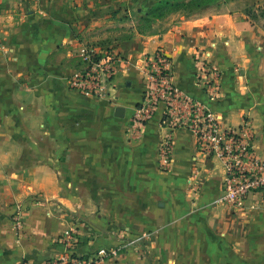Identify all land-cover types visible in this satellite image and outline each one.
<instances>
[{"label": "crops", "instance_id": "0c3cea01", "mask_svg": "<svg viewBox=\"0 0 264 264\" xmlns=\"http://www.w3.org/2000/svg\"><path fill=\"white\" fill-rule=\"evenodd\" d=\"M133 1L0 0V264H42L73 227L84 254L141 238V252L103 264H264V192L233 212L220 203L222 164L198 153L190 131L171 132L164 106L137 122L143 61L163 50L172 83L224 129L249 121L264 156V30L243 10L201 9L117 42L122 59L106 97L71 91L86 35L94 41L97 27L141 15ZM201 61L221 71L216 101L198 81ZM167 139L173 153L162 167Z\"/></svg>", "mask_w": 264, "mask_h": 264}, {"label": "built area", "instance_id": "2783aa9c", "mask_svg": "<svg viewBox=\"0 0 264 264\" xmlns=\"http://www.w3.org/2000/svg\"><path fill=\"white\" fill-rule=\"evenodd\" d=\"M80 58L81 64L68 78L70 90L84 98L106 97L117 74L121 54L114 48L96 52L84 46ZM142 72L146 89L138 106V124L146 123L159 106H164L163 122L171 132L190 131L198 153L222 164L220 203L235 213L244 211L252 195L264 192V156L256 150L251 123L245 120L238 129H224L205 103L188 96L172 83L173 65L163 50L145 57ZM220 80L219 68L207 61L199 62L198 81L210 101L219 97ZM172 153L173 143L167 139L159 148L162 167L170 165ZM81 237L77 228L65 230L53 241L60 251L42 264H103L126 250L142 251L141 238L123 236L113 245H91L84 254L80 251ZM21 264L30 263L25 259Z\"/></svg>", "mask_w": 264, "mask_h": 264}, {"label": "rangeland", "instance_id": "374dc122", "mask_svg": "<svg viewBox=\"0 0 264 264\" xmlns=\"http://www.w3.org/2000/svg\"><path fill=\"white\" fill-rule=\"evenodd\" d=\"M210 0H135L132 3L141 9V15L135 13L126 18L122 24H106L94 29L92 37H98L94 41H88L86 35L84 45L92 47L96 52L105 48H114V45L137 33L152 35L164 31L175 19H184L196 16L201 9L199 7L214 9L217 12L227 10H245L254 7L264 9V0H220L209 3ZM205 7V8H204ZM260 14V13H257ZM128 19V20H127ZM128 21V22H127ZM264 23V20L261 18ZM75 63L79 60L75 58ZM15 218V216H14ZM81 223H84L81 221ZM88 227V224H86ZM74 228V227H73ZM142 245V243H141Z\"/></svg>", "mask_w": 264, "mask_h": 264}, {"label": "trees", "instance_id": "16d2710c", "mask_svg": "<svg viewBox=\"0 0 264 264\" xmlns=\"http://www.w3.org/2000/svg\"><path fill=\"white\" fill-rule=\"evenodd\" d=\"M211 2L209 3H216L219 2L220 0H210ZM203 7H199V9H202ZM205 8V7H204ZM243 13L247 16V18L251 21L253 25H257L261 27L264 30V23L261 21V18L264 20V9H256L254 7L247 8L243 10ZM260 13V14H257ZM3 217L5 214H2Z\"/></svg>", "mask_w": 264, "mask_h": 264}, {"label": "water", "instance_id": "95a60500", "mask_svg": "<svg viewBox=\"0 0 264 264\" xmlns=\"http://www.w3.org/2000/svg\"><path fill=\"white\" fill-rule=\"evenodd\" d=\"M118 112H122V110H121V109H119V110H118Z\"/></svg>", "mask_w": 264, "mask_h": 264}]
</instances>
